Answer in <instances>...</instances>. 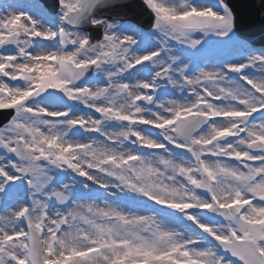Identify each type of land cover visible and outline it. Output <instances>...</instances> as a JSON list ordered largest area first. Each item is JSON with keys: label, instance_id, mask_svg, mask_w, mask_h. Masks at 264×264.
<instances>
[{"label": "snow or ice", "instance_id": "1", "mask_svg": "<svg viewBox=\"0 0 264 264\" xmlns=\"http://www.w3.org/2000/svg\"><path fill=\"white\" fill-rule=\"evenodd\" d=\"M259 12L0 0V264H264Z\"/></svg>", "mask_w": 264, "mask_h": 264}, {"label": "water", "instance_id": "2", "mask_svg": "<svg viewBox=\"0 0 264 264\" xmlns=\"http://www.w3.org/2000/svg\"><path fill=\"white\" fill-rule=\"evenodd\" d=\"M233 3V2H232ZM237 13L239 14L238 10L236 9Z\"/></svg>", "mask_w": 264, "mask_h": 264}]
</instances>
